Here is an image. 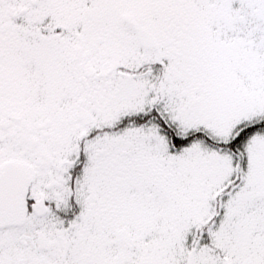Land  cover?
I'll use <instances>...</instances> for the list:
<instances>
[{"label":"snow or ice","instance_id":"1","mask_svg":"<svg viewBox=\"0 0 264 264\" xmlns=\"http://www.w3.org/2000/svg\"><path fill=\"white\" fill-rule=\"evenodd\" d=\"M0 264H264V0H0Z\"/></svg>","mask_w":264,"mask_h":264}]
</instances>
